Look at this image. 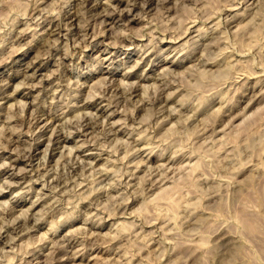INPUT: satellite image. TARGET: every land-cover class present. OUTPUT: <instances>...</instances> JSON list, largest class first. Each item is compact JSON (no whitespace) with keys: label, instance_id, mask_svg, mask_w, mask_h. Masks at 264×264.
I'll list each match as a JSON object with an SVG mask.
<instances>
[{"label":"rangeland","instance_id":"obj_1","mask_svg":"<svg viewBox=\"0 0 264 264\" xmlns=\"http://www.w3.org/2000/svg\"><path fill=\"white\" fill-rule=\"evenodd\" d=\"M0 264H264V0H0Z\"/></svg>","mask_w":264,"mask_h":264},{"label":"bare ground","instance_id":"obj_2","mask_svg":"<svg viewBox=\"0 0 264 264\" xmlns=\"http://www.w3.org/2000/svg\"><path fill=\"white\" fill-rule=\"evenodd\" d=\"M73 14V13H72ZM24 17V16H23ZM72 17V16H71ZM70 17V18H71ZM106 17H108V18H110L109 16H106ZM102 21V20H101ZM107 21V20H106ZM103 22H105V20L103 21ZM25 28V27H24ZM182 33V32H181ZM225 47V46H224ZM246 65V64H245ZM227 67V66H226ZM250 77V76H249ZM87 125V124H86ZM60 137H61V135H60ZM66 138V136H64V139ZM63 139V140H64ZM147 145V144H146ZM158 147V146H157ZM222 147V146H221ZM176 153V152H175ZM136 164V163H135ZM69 214V213H68ZM122 214V213H121ZM127 225V224H126ZM120 235V234H119ZM30 245V244H29ZM23 249V248H22Z\"/></svg>","mask_w":264,"mask_h":264}]
</instances>
